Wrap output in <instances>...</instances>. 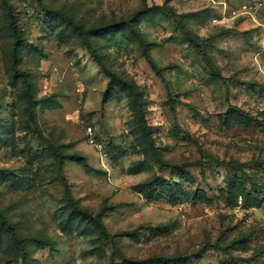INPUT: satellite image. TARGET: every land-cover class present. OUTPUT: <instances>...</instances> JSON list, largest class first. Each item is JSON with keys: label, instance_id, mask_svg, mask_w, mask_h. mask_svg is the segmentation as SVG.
Segmentation results:
<instances>
[{"label": "rangeland", "instance_id": "rangeland-1", "mask_svg": "<svg viewBox=\"0 0 264 264\" xmlns=\"http://www.w3.org/2000/svg\"><path fill=\"white\" fill-rule=\"evenodd\" d=\"M263 195L264 0H0V264H264Z\"/></svg>", "mask_w": 264, "mask_h": 264}, {"label": "trees", "instance_id": "trees-1", "mask_svg": "<svg viewBox=\"0 0 264 264\" xmlns=\"http://www.w3.org/2000/svg\"><path fill=\"white\" fill-rule=\"evenodd\" d=\"M129 24H130V22H129ZM87 34H88V33H85V32L81 33V36H82L83 39H84V44H85L87 50L90 51L91 55L94 57V59L96 60V62L98 63V65H99L104 71L107 72L106 68H105V67L103 66V64L101 63L99 57H98V56L95 54V52L91 49L90 43H89V41H88ZM149 62H150V61H149ZM150 63H151V62H150ZM151 65H152V63H151ZM110 76H111V75H110ZM23 84L25 85V91H27V90H28V83H27L26 81H23ZM134 102H136V99H134ZM137 120L139 121V125L141 126V128H145V123H144V120H143V117H142L141 113H139V114L137 115ZM175 201H176V199L173 200V202H175ZM260 202H261V204H262V200H261V199H260ZM74 209L78 212V214H80V215H82V216H86V215H88L86 212H84L82 209H80V208H78V207H74ZM88 216H89V215H88ZM96 219H97L96 222H98L99 216H97ZM98 224L100 225L99 222H98ZM7 226H8V225H7ZM17 241H18V240H17ZM18 245H19L21 251H23V242H22L21 240L18 241Z\"/></svg>", "mask_w": 264, "mask_h": 264}, {"label": "built area", "instance_id": "built-area-1", "mask_svg": "<svg viewBox=\"0 0 264 264\" xmlns=\"http://www.w3.org/2000/svg\"><path fill=\"white\" fill-rule=\"evenodd\" d=\"M261 200H262V206L264 207V195L262 196Z\"/></svg>", "mask_w": 264, "mask_h": 264}]
</instances>
